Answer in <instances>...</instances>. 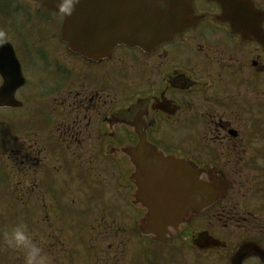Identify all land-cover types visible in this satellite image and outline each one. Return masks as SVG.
Returning <instances> with one entry per match:
<instances>
[{"label": "flooded vegetation", "instance_id": "obj_1", "mask_svg": "<svg viewBox=\"0 0 264 264\" xmlns=\"http://www.w3.org/2000/svg\"><path fill=\"white\" fill-rule=\"evenodd\" d=\"M111 4L131 15L139 0ZM21 5L11 4L21 15L16 37L30 64L15 49L25 79L18 91H25L36 55L38 152L60 157L58 172L71 178L41 182L37 245L43 254L76 264L77 200L78 206L87 200L95 185L108 214L90 235L139 237L142 221L175 223L162 241L159 232L151 236L160 245L149 248V261L118 264H264L254 254L234 258L242 244L264 252V0H191L184 28L171 38L120 43L99 59L67 49L60 12L39 0ZM26 14L42 20L30 24L32 40ZM48 37L61 53L41 44ZM189 164L202 169L196 178L205 185H184ZM217 174L227 185L213 181ZM126 216L137 228L121 227Z\"/></svg>", "mask_w": 264, "mask_h": 264}, {"label": "water", "instance_id": "obj_2", "mask_svg": "<svg viewBox=\"0 0 264 264\" xmlns=\"http://www.w3.org/2000/svg\"><path fill=\"white\" fill-rule=\"evenodd\" d=\"M169 1L167 10L163 12L156 11L151 3L143 4L140 21L134 25L135 35H128L126 29L123 34L119 20L112 18L111 11L108 12L107 23L102 9H89L85 6V0H79L70 15L64 14L62 38L71 50L79 51L83 55H88L90 51L95 52L96 48L101 47L106 51L107 33L109 46L115 41L119 42L123 37L136 44L150 43L156 38H166L167 33L180 30L184 26V0ZM41 3L47 8L59 10L58 0H41ZM91 35L95 39L92 44L88 42ZM7 46H0V74L3 78L0 87V107H16L21 103L14 99V92L22 85L23 79L19 63L10 46ZM242 251L241 253H247L252 250L243 248Z\"/></svg>", "mask_w": 264, "mask_h": 264}, {"label": "rangeland", "instance_id": "obj_3", "mask_svg": "<svg viewBox=\"0 0 264 264\" xmlns=\"http://www.w3.org/2000/svg\"><path fill=\"white\" fill-rule=\"evenodd\" d=\"M17 1L18 2H16L15 0L14 1L0 0V40L5 39V38L9 39L8 37L15 36L16 34H18V32L21 28V26L16 22V20L18 19L17 18L18 16L15 15V17H13V16L10 17V15H8V14L14 13V8L11 6V4L19 5L20 8L24 7V6H21V3L24 2V0H17ZM28 16L33 17L31 14H28ZM40 23H42V22L40 21ZM20 36H21V34H20ZM32 38H29V40H32ZM49 40H50V38L48 37V38H46L45 41H42L41 44H43V46L50 53H61L62 52L61 45L58 42L53 44V42H51ZM13 43H14L16 52L19 54L21 61L23 63L29 65L30 62H29L28 54H27V52H25V48L23 47L24 43L21 41V38L18 37L16 40L13 41ZM56 66L57 65L54 66V69L56 68ZM31 70H32V73L30 76H31V81L33 83L28 87V89H27V87L25 88V91L23 94L30 93L32 90H34V91H32L33 93L31 92L29 94V96L33 97V96L37 95V93H36L37 89L36 88L39 86L38 80H40V78H39L40 72H39L38 66H36L34 69L32 68ZM49 85H50V87H52L54 84L50 82ZM19 99L23 100L20 97H19ZM30 99L32 101L33 98H30ZM27 104L31 107H34V108L38 107V103L35 100L32 102L31 105H30V102L28 103V101H27L26 105ZM22 109L21 110H6V111L0 110V130H1L0 133H4V131H5V133H7L6 134L7 139L9 140L8 144L6 145L7 152L5 153L2 160L7 161L5 163V165H8L9 167H12L14 164L13 157H11V154L15 151H23L25 153V150H26V152L28 153L29 156H31L32 158L36 157L37 156L36 152L38 151L39 145H40L39 139L42 140L41 136L39 135L40 131H36L34 129H24L25 127L19 128L18 130H16L15 126H20V123L24 122V119H25L26 125H34L36 129H38L40 127L41 120H40L39 115L37 114L36 110H32V111L30 110L28 112L27 110H25V109L22 110ZM12 119H14V120H12ZM14 121H16V122L11 126L13 130L9 129V128H5L6 127L5 125H7L8 123H10V125H11ZM16 137H18V139H16ZM13 138L16 139L17 141L16 142L11 141ZM57 163H58V161H56L54 158L45 156V162H44L45 167H49V166L55 165ZM34 165H35V167H34ZM37 165H38V162L36 163V161L34 159H32V161H30L28 163V171L26 172V177L24 180H21L22 185H40V182H39L40 175L38 173L39 171L37 169ZM107 166H108L109 170H113L112 169V163H108ZM111 172H115V170H113ZM110 174L107 176V178L110 182H112L113 180L110 177ZM113 174H117V173H113ZM48 176H50V172L48 173ZM65 177H66V181L71 180V178H69L68 174H65ZM62 181L63 180H61V182ZM93 183L95 184L96 182L93 180ZM94 203H96V200L92 199L91 205H93ZM128 212H129V210H128ZM93 217H95V216H93ZM124 221L126 223L122 224L121 227H126V226H129L131 224L136 228V223L128 221V216H126L124 218ZM124 236L128 237L127 234H125ZM62 239H64L66 241L64 235L62 236ZM92 240H93V238H92ZM136 240H137V238L136 239L131 238L130 240H128L127 245L122 246L123 248H125L124 252H123V255L125 256V261H128V262L134 261V259L131 258L133 256L131 250L134 248V246L136 244ZM109 241L112 243H118L120 241V239L110 238Z\"/></svg>", "mask_w": 264, "mask_h": 264}, {"label": "clouds", "instance_id": "obj_4", "mask_svg": "<svg viewBox=\"0 0 264 264\" xmlns=\"http://www.w3.org/2000/svg\"><path fill=\"white\" fill-rule=\"evenodd\" d=\"M78 2L79 0H58L59 10L70 15ZM4 242L9 248L22 252L24 264H50L48 257L34 242L25 224H17L9 232H6Z\"/></svg>", "mask_w": 264, "mask_h": 264}, {"label": "trees", "instance_id": "obj_5", "mask_svg": "<svg viewBox=\"0 0 264 264\" xmlns=\"http://www.w3.org/2000/svg\"><path fill=\"white\" fill-rule=\"evenodd\" d=\"M90 256H93L92 258L88 257L87 261H97V256L93 253L90 254Z\"/></svg>", "mask_w": 264, "mask_h": 264}]
</instances>
